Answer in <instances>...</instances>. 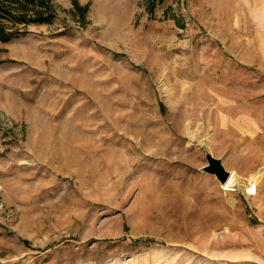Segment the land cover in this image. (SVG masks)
I'll use <instances>...</instances> for the list:
<instances>
[{
    "label": "rangeland",
    "instance_id": "1",
    "mask_svg": "<svg viewBox=\"0 0 264 264\" xmlns=\"http://www.w3.org/2000/svg\"><path fill=\"white\" fill-rule=\"evenodd\" d=\"M49 1L0 42V264H264V0Z\"/></svg>",
    "mask_w": 264,
    "mask_h": 264
},
{
    "label": "trees",
    "instance_id": "2",
    "mask_svg": "<svg viewBox=\"0 0 264 264\" xmlns=\"http://www.w3.org/2000/svg\"><path fill=\"white\" fill-rule=\"evenodd\" d=\"M158 0L149 1V10L152 12ZM74 11L83 18L88 12V5L81 6L77 0H72ZM44 10V12H43ZM32 12V15L29 13ZM56 17L55 10L49 0H0V42L9 43L15 38L24 35V27L31 23H50ZM25 245L29 242L24 240ZM146 242H151L147 240Z\"/></svg>",
    "mask_w": 264,
    "mask_h": 264
},
{
    "label": "water",
    "instance_id": "3",
    "mask_svg": "<svg viewBox=\"0 0 264 264\" xmlns=\"http://www.w3.org/2000/svg\"><path fill=\"white\" fill-rule=\"evenodd\" d=\"M206 160L207 165L203 168V171L214 176L222 186L225 185L229 181L232 173L226 170L222 159L216 158L210 152H207Z\"/></svg>",
    "mask_w": 264,
    "mask_h": 264
},
{
    "label": "crops",
    "instance_id": "4",
    "mask_svg": "<svg viewBox=\"0 0 264 264\" xmlns=\"http://www.w3.org/2000/svg\"><path fill=\"white\" fill-rule=\"evenodd\" d=\"M244 198L247 200V204L249 205V207H251L250 205H254L255 207H260L261 209L260 219L261 221H264V186L263 185L261 186V188L256 193V195H249L247 197L244 196ZM250 200L253 202V204H251Z\"/></svg>",
    "mask_w": 264,
    "mask_h": 264
},
{
    "label": "bare ground",
    "instance_id": "5",
    "mask_svg": "<svg viewBox=\"0 0 264 264\" xmlns=\"http://www.w3.org/2000/svg\"><path fill=\"white\" fill-rule=\"evenodd\" d=\"M254 183H255V180H251V185H250L249 189L246 190V193L245 194H248V195H256L257 192H256V188L254 186Z\"/></svg>",
    "mask_w": 264,
    "mask_h": 264
}]
</instances>
